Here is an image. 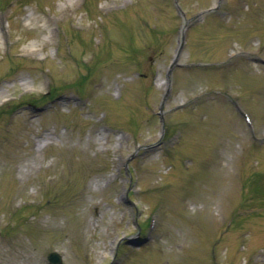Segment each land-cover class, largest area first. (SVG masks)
<instances>
[{"label": "rangeland", "instance_id": "374dc122", "mask_svg": "<svg viewBox=\"0 0 264 264\" xmlns=\"http://www.w3.org/2000/svg\"><path fill=\"white\" fill-rule=\"evenodd\" d=\"M178 3L0 0V264H264V0Z\"/></svg>", "mask_w": 264, "mask_h": 264}, {"label": "water", "instance_id": "95a60500", "mask_svg": "<svg viewBox=\"0 0 264 264\" xmlns=\"http://www.w3.org/2000/svg\"><path fill=\"white\" fill-rule=\"evenodd\" d=\"M50 258H51V260L54 261V262H60V257H59V255H57V254H52V255L50 256Z\"/></svg>", "mask_w": 264, "mask_h": 264}]
</instances>
